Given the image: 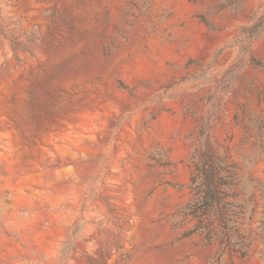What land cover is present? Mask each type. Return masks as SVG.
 <instances>
[{"label":"rangeland","instance_id":"obj_1","mask_svg":"<svg viewBox=\"0 0 264 264\" xmlns=\"http://www.w3.org/2000/svg\"><path fill=\"white\" fill-rule=\"evenodd\" d=\"M263 15L0 0V264H264ZM201 126L236 167L244 258L184 236Z\"/></svg>","mask_w":264,"mask_h":264},{"label":"trees","instance_id":"obj_2","mask_svg":"<svg viewBox=\"0 0 264 264\" xmlns=\"http://www.w3.org/2000/svg\"><path fill=\"white\" fill-rule=\"evenodd\" d=\"M259 19V24L253 26L256 31L260 26L264 28V15ZM200 135L202 140L194 157L195 174L190 185L194 199L182 211L185 218L195 220V225L184 236L198 234L207 245L219 240L232 256L244 258L246 252L239 246L241 241L235 240L242 237L238 234L237 220L244 210L236 202L237 194L232 190L237 187L236 167L215 156L206 127L201 126ZM262 187L264 184L258 193L264 201Z\"/></svg>","mask_w":264,"mask_h":264}]
</instances>
